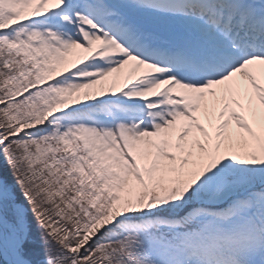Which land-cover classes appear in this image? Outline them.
Wrapping results in <instances>:
<instances>
[{
    "label": "snow or ice",
    "instance_id": "1",
    "mask_svg": "<svg viewBox=\"0 0 264 264\" xmlns=\"http://www.w3.org/2000/svg\"><path fill=\"white\" fill-rule=\"evenodd\" d=\"M0 264H264V0H0Z\"/></svg>",
    "mask_w": 264,
    "mask_h": 264
}]
</instances>
